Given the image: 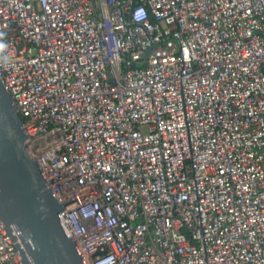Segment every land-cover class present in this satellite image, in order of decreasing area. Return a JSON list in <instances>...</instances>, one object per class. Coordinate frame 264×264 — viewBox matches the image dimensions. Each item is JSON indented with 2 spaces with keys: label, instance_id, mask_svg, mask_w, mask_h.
I'll list each match as a JSON object with an SVG mask.
<instances>
[{
  "label": "built area",
  "instance_id": "1",
  "mask_svg": "<svg viewBox=\"0 0 264 264\" xmlns=\"http://www.w3.org/2000/svg\"><path fill=\"white\" fill-rule=\"evenodd\" d=\"M0 45L86 264H264V0H0Z\"/></svg>",
  "mask_w": 264,
  "mask_h": 264
},
{
  "label": "water",
  "instance_id": "2",
  "mask_svg": "<svg viewBox=\"0 0 264 264\" xmlns=\"http://www.w3.org/2000/svg\"><path fill=\"white\" fill-rule=\"evenodd\" d=\"M26 140L13 100L0 81V221L19 239L24 264H86L49 181L26 152Z\"/></svg>",
  "mask_w": 264,
  "mask_h": 264
},
{
  "label": "clouds",
  "instance_id": "3",
  "mask_svg": "<svg viewBox=\"0 0 264 264\" xmlns=\"http://www.w3.org/2000/svg\"><path fill=\"white\" fill-rule=\"evenodd\" d=\"M3 47V45H0V48H2Z\"/></svg>",
  "mask_w": 264,
  "mask_h": 264
}]
</instances>
